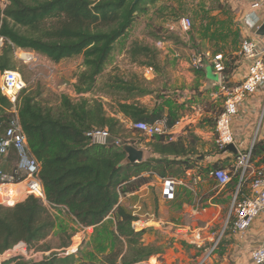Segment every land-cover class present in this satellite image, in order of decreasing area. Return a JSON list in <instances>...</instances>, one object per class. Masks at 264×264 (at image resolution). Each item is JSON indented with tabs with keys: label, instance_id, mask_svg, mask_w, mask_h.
I'll use <instances>...</instances> for the list:
<instances>
[{
	"label": "trees",
	"instance_id": "1",
	"mask_svg": "<svg viewBox=\"0 0 264 264\" xmlns=\"http://www.w3.org/2000/svg\"><path fill=\"white\" fill-rule=\"evenodd\" d=\"M134 2L6 0L5 6L0 7V75L18 70L17 49L34 52L53 64L82 57L73 88L77 95H83L78 99L62 96L55 110L38 101L39 92H21L19 116L30 154L40 165L37 177L45 199L29 195L12 207L0 204V255L21 243L35 248L45 242L57 226L52 210L64 212L83 228L97 227L109 216H116V230L112 233L116 248L102 264H141L163 253L157 242H144L146 231L133 229L136 219L120 205V199L151 183L155 175L163 179L181 174L183 177L185 170L192 167L191 158L197 150L187 138L168 141L165 136H157L148 143L151 155L145 162L129 164L123 148L115 144L117 139L128 143L123 133L127 130L121 120L108 114L103 98L111 99L108 105L115 114L133 122L153 124L166 118L171 129L179 122V117L172 112L166 114L164 107L150 111L139 102L153 94L145 80L119 69L104 73L117 42L157 0ZM128 56L143 68L161 70L160 54L153 47L135 42L130 45ZM224 59L223 83L230 86L237 57ZM10 106L8 99L0 95V137L8 126ZM94 129H108L109 144H91L86 134ZM261 153L264 143H257L254 155ZM12 156H17L14 150L0 159V165ZM20 254L27 253L20 250ZM3 264L95 263L79 260L77 254L53 253L38 263L14 258Z\"/></svg>",
	"mask_w": 264,
	"mask_h": 264
},
{
	"label": "built area",
	"instance_id": "2",
	"mask_svg": "<svg viewBox=\"0 0 264 264\" xmlns=\"http://www.w3.org/2000/svg\"><path fill=\"white\" fill-rule=\"evenodd\" d=\"M263 3L264 0H253L251 10L243 16V22L249 29H255L260 23L256 13L262 8ZM192 25L193 23L190 17H183L180 20V26L184 32L190 31ZM19 56H21L25 63H32L35 60L33 54L26 53L25 50L22 49H17L15 51L16 59ZM238 56L240 61L247 67L246 75L239 83L230 86H227L221 81L217 97L222 96L223 105L215 125L216 146L218 150L232 157V167L212 168L207 172L208 176L215 181L218 193H220L221 190L228 189L233 183H235V187L230 194V203L224 226L221 231L212 233L213 239L210 245L205 248L203 257L198 264H206L212 256L217 253L221 242L229 233L244 236L253 227L257 218L264 216V163H262L263 161L261 162V160L257 161L254 155V147L257 143L260 128H258L253 143L248 148L245 147L243 142L235 138L232 129L233 119L238 115L239 106L250 96L257 94L259 91L264 92V46L252 39L245 38L242 41ZM210 64L213 67L214 73L223 80V72L225 69L223 55H217ZM192 65L195 70L203 69L205 66V59L202 55H197L193 57ZM25 88V80L21 73L17 71H5L0 75V95L6 97L11 105L8 110L10 114L8 126L4 134L0 137V159L8 156L11 150L16 152L19 159V164L13 174H5L0 169V188L17 186L27 182V194L33 195L36 198L45 199L44 188L37 177L40 165L30 154L27 138L24 134L19 116L18 100L21 92ZM74 94L77 99L83 96H79L75 92ZM193 112L201 116L204 109L201 106H197L193 108ZM187 120H190V117L188 115L183 116L177 125L179 126L182 122H186ZM124 124L126 130L131 133H139L147 138L165 136L168 141L174 140L172 129L169 128L166 118L153 124L133 122L131 120ZM260 126L261 124L259 127ZM86 136L91 144L100 146L109 144L111 139V134L108 129H94L89 131ZM115 144L122 148L125 145H129L128 143L124 144L120 139H117ZM229 145L235 146L237 154L225 151L226 147ZM191 164L192 167L185 170L183 177H169L163 179L155 175L153 178H156L160 182V195L163 199L168 201L175 200L177 189L179 187H186L191 192L195 193L196 197L195 203L192 205V212L198 215L207 214L209 212V206L215 207V205H205L196 194V187L202 183L204 176L202 167L198 163L196 156L191 158ZM145 176H148V174H145ZM22 178L24 179L22 182L18 184L14 183L17 179L20 180ZM151 183H153V181ZM138 192L139 191L122 196L120 205L128 198L138 196L139 201L132 206L130 212L131 216L136 219L132 227L137 232L146 231L147 233L155 226V216L151 215L149 212H143V204H141L140 200H142L144 196H140ZM4 203L8 207L14 206L6 202ZM152 218L153 220H150ZM149 222H153L154 225L151 227L148 226ZM95 228L96 227H81V234L85 238V235ZM214 229H216L214 226H210V229L206 230V232H211ZM193 232L196 237H200V234L203 233L204 230L197 229ZM193 232L191 230H185L180 232V235L193 240L195 239V236L192 237ZM27 249H29V247L21 243L13 248V252L20 253V250H24L27 253ZM74 252L75 251H72L73 254ZM153 260H155V262H153ZM252 262L253 264H264V243L253 250ZM147 263L159 264L158 261L153 258L149 259Z\"/></svg>",
	"mask_w": 264,
	"mask_h": 264
},
{
	"label": "rangeland",
	"instance_id": "3",
	"mask_svg": "<svg viewBox=\"0 0 264 264\" xmlns=\"http://www.w3.org/2000/svg\"><path fill=\"white\" fill-rule=\"evenodd\" d=\"M5 4L6 0H0V7H4ZM240 8L237 0H157L155 4L149 6L148 11L144 15L139 16L135 27L132 28L126 37L118 44V50L128 48L135 42L148 46L155 45L160 48L158 45L160 42L164 44L163 48L170 46L173 49V51L171 50V55L166 56L163 54V57L167 58L168 62L170 61L168 63L170 68L174 70L179 65V61H184L189 63L187 70L196 75L198 71L194 69L192 60L193 57L200 53L202 54V52L210 51L212 56L223 54L230 59L234 57V55H232L233 50L239 51L242 38L239 36V21H236V18L243 15ZM183 17H190L192 20L193 25L188 32H184L181 29L180 20ZM25 52L33 54L35 58L32 63H25L21 56L17 57L16 61L18 68L17 72L23 74L26 79L25 89L27 92H39L40 96L38 97V101L55 110H57L62 96L66 95L73 99H77L74 94V83L72 81L74 79L76 80V74L81 71L80 64L82 61L79 57L66 59L60 64H53L41 55L30 51ZM175 52L180 54V58H175ZM211 69L213 71V67L209 65L207 67V72L211 71ZM194 88L196 87L192 89ZM179 91V94H170L171 98L181 100L179 103H176L178 105L175 108L171 102L172 99L171 101L166 99V95L164 94L158 96L162 103L161 106H168V108L170 106L169 113L172 112L175 116H178L179 121L186 114H191L193 111L192 108L201 106L205 109V112L212 115L209 121L215 122L214 117L222 110V107H220L223 99L222 96H219L221 98L218 100L217 104H210L209 101L196 99V97L183 100L184 93L182 89ZM198 92L199 91H197V93ZM198 94L200 95L202 93ZM153 102L152 99L149 106L152 107L154 104ZM171 106H173L174 109L170 110ZM106 109L111 113L113 111L108 104H106ZM200 119L202 120V117ZM200 119L199 123H201ZM184 125L185 123L179 126L178 129L180 130ZM186 132L187 134H184ZM186 132L184 131L178 134L177 137H175L176 140L181 137H187L190 142L194 143V127L191 129L187 128ZM123 133L129 145L144 150L146 159L150 156L151 151L148 143L152 138H147L142 134L128 131ZM14 157L16 158L12 159V156L9 158V161L0 165V169L5 174H10L12 168L19 164L18 157ZM179 177H182V174L179 175ZM26 183L27 182L21 184L23 193L19 200L11 199L10 201L9 199L6 201L5 198L8 199L9 197H4L5 189H0V198H2L0 204L7 206L4 202L15 205L24 201L29 196L26 191ZM214 187L215 190L217 189L216 194L218 196L216 202L226 205L220 225H217V228L213 230V232H217L221 231L224 226L230 203V194L235 187V183L228 187V190H221L220 193H218V188L216 186ZM12 194L13 197H15V195L19 197V191L16 194ZM140 196H142V194H140ZM138 201V196L129 198L124 201L122 206L130 213L132 206ZM140 202L143 204V212H149L157 219L160 218V214H158L154 208L155 206H152V203L149 205L146 197L140 200ZM192 202L193 199H191L190 203L192 204ZM52 213L56 218L57 226L53 234L45 242L40 243L35 248L27 249V254L25 255L15 253L12 249L0 255V264L14 258H21L26 262L38 263L48 258L53 253L67 256L73 254L72 251H75L74 254H77L79 260L88 263L102 264L105 257L114 252L116 244L113 242L112 233L116 230L117 218L115 215L110 216V219L102 226L90 230V233L86 234L84 238L81 234V227L72 217L60 210H52ZM166 215L168 216L169 213L163 215V217ZM168 217H170V215ZM171 217L174 218L175 215L173 214ZM150 220H153V218ZM153 225V222H149L148 226L151 227ZM152 229L156 230L154 226ZM226 238L221 242V253L227 251V244L230 241H228V239L226 240ZM149 240L151 242L152 239ZM157 242L159 244L162 243L161 236H157ZM64 244H68V247H64ZM45 247H48L49 250L41 249ZM153 262H155V260H153Z\"/></svg>",
	"mask_w": 264,
	"mask_h": 264
},
{
	"label": "crops",
	"instance_id": "4",
	"mask_svg": "<svg viewBox=\"0 0 264 264\" xmlns=\"http://www.w3.org/2000/svg\"><path fill=\"white\" fill-rule=\"evenodd\" d=\"M237 2L241 7V13H243L241 17L239 16L238 18H236V21H239V36L242 38V41L245 38H249L264 46V32L259 33L260 29L257 31L255 29H249L243 22V16L245 15V13L251 10V4L253 0H237ZM256 15L259 17L260 22H263L264 24V3L262 8L257 11ZM137 22L138 20L134 23L132 28L135 27ZM129 31L127 32V34L129 33ZM126 35L123 38H125ZM123 38H121L117 42L116 48L111 55L109 63L106 65L104 73L107 75L113 70L119 69L123 73L135 74L140 79L145 80L147 88H149L153 92V94L140 98L139 102L147 107L148 110L154 111L162 105L160 99L157 98L159 95L163 94L166 95V99L170 101L172 99L171 102L175 108L178 105L176 103H179L181 100L171 98L170 94H179V90L181 89L184 93L183 100L196 97V99L198 98L201 100L209 101L210 104L218 103V100L221 97H217L219 92V90L217 89H219V85L223 80H221V78H219L218 82L210 80L208 78L207 67L209 65L212 66L210 63L217 55L223 54L212 56L210 51L202 52V54L200 53L199 55H202L205 59V66L203 69L196 70L198 71V74L195 75L193 72L187 70L189 67V63L184 61H179V65L174 70L173 68H170L168 64L170 61L168 62L167 58L163 57V54L166 56L171 55L170 53H172L171 50L173 51V49L170 46L166 47L167 49L163 48L164 44L159 42L158 45L160 46V48L155 45L150 46L155 48L160 54L159 67L161 68V70L155 71L152 68H143L137 63L131 62L128 56V50L130 47L124 48L123 50H118V44L122 41ZM238 53L239 51H232V55L237 57V61L235 62V68L229 80L230 84L239 83V81L246 75L247 67L240 61ZM223 57L225 56L223 55ZM79 58L82 61V57ZM175 58H180V54L178 52H175ZM72 82L75 83L76 80L74 79ZM193 87L196 88L192 89ZM196 90L199 91L198 93L202 94L199 95ZM152 99L154 101V104L151 107L149 106V103ZM103 100L105 103L111 104L110 98H103ZM222 105L223 99L220 107H222ZM169 108L168 106L164 107L166 114H169ZM174 108L173 106H171L170 110ZM108 114L110 116L118 118L123 123L129 121V119L124 115L115 114L114 111H112V113L108 111ZM186 115L190 117V120L182 122L179 125L181 126L183 125V123H185V125L181 128L182 131L181 129H178L179 126L177 124L172 128V134L174 138L173 141H176L175 137H177L178 134L184 131L186 132L187 128L191 129L194 127V145L197 150L196 157L198 163L202 167V173L204 176L202 183L196 187L195 191L200 200H202L205 205L209 206L211 204L215 205V207L209 206V212L207 214L198 215L196 213H193L192 205L196 199L195 193L191 192L186 187H179L177 189L175 200H165L160 195V182L156 178H153V183L144 186L139 190L138 194H142V196L144 195L149 205L152 203V206H155L154 208L156 209L157 213L160 214L159 219L155 217L156 219L154 227L156 228V230H149L143 238L146 244H150L157 242V236L162 237V243H157L163 247V253L150 258L156 259L159 264H198V262L203 257L205 248L210 245L213 239V231L206 232V230H209L210 226H214L215 228H217V225H220L224 213L223 211L226 208V205L224 203L216 202V198L218 197L216 194L217 189L215 190L214 187L216 186V183L207 174V172H209L216 165L224 168H229L232 167L233 163L232 157L224 153L223 151L218 150L215 143V125L216 119L219 114H216V116L214 117L215 122L209 121L212 115L208 112H205V109L201 116H198L193 111L191 112V114ZM201 117L202 120L200 119ZM199 119L201 120V123H199ZM260 124L261 126L259 127ZM258 128H260V130L257 143H264L263 91H259L257 94L250 96L239 106L238 115L235 116L232 123V129L235 138L238 141L243 142L245 147L247 148L253 143ZM187 132L184 134H187ZM256 159L257 161L261 160V162L263 161L262 163H264V153L256 156ZM21 187L22 185L19 184L17 186H7L0 189H5L4 197H9L8 199L5 198L6 201H8L9 199L19 200L22 195ZM18 191L19 197L15 195V197L10 198V196L13 195L12 193L16 194ZM191 199H193L192 204L190 203ZM0 200H2V198H0ZM168 213L170 217H168L169 215L163 217V215ZM173 214L175 215L174 218L171 217ZM109 219L110 216L105 220V222ZM102 225H99L97 227H100ZM197 229L204 230V232L200 234V237H196L193 232ZM185 230H191L193 232L192 237L195 236V239L190 240L189 238H185L184 236L180 235V232ZM149 239H152L151 242ZM227 239L228 241H230L227 244V251L221 253L219 248L217 253L212 256V258L206 264H253V250L264 243V216H260L259 218H257L255 223L253 224V227L246 235L240 236L230 234L227 236L226 240ZM147 262L148 260L141 264H148Z\"/></svg>",
	"mask_w": 264,
	"mask_h": 264
},
{
	"label": "water",
	"instance_id": "5",
	"mask_svg": "<svg viewBox=\"0 0 264 264\" xmlns=\"http://www.w3.org/2000/svg\"><path fill=\"white\" fill-rule=\"evenodd\" d=\"M139 0H135L134 4H136ZM260 29V30H259ZM255 30H259V33H263L264 32V24L262 22H260ZM208 78L210 80H213L215 82L219 81V76L217 74H214L212 69L211 71L208 72ZM123 151L127 154V159L126 162L129 164H134V163H138V164H142L143 162H145L146 158H145V151L141 150L133 145H125L123 147ZM225 151H229L232 152L233 154H237V150L235 148L234 145H229L226 147Z\"/></svg>",
	"mask_w": 264,
	"mask_h": 264
}]
</instances>
